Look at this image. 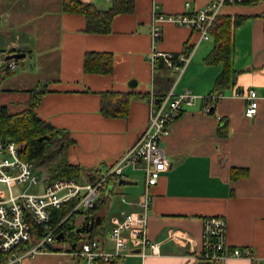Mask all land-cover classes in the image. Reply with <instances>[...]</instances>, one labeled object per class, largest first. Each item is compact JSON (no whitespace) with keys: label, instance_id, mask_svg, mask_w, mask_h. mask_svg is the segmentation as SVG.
<instances>
[{"label":"crops","instance_id":"0c3cea01","mask_svg":"<svg viewBox=\"0 0 264 264\" xmlns=\"http://www.w3.org/2000/svg\"><path fill=\"white\" fill-rule=\"evenodd\" d=\"M81 1H91L99 8L111 4V0ZM209 1L134 0L131 11L112 18L108 32L94 33L85 31L81 14L62 9V0H0V27L7 22L11 28L0 49V73L15 69L18 58L31 60L29 68H34L38 44L44 54L49 47L47 64L55 61L57 68L56 75L33 85L16 75L18 80L11 78L10 87H1L0 76V99L12 97L11 104L23 105L29 97L26 89L45 84L47 90L36 110L42 118L69 131L73 143L66 157L85 169L82 182L93 180L136 141L148 120L149 99L133 94L153 92L155 86V72L146 59L151 46L152 10L190 12ZM220 14L247 17L233 32V71L228 85L217 91L213 84L222 64L204 61L213 47L212 36L198 40L196 29L170 22L161 25L157 42L160 50L173 54L191 52L182 73L177 76L172 72L173 91L187 89L200 96L220 92L222 97L207 113L201 111L205 100L197 99L168 123V133L160 138L169 163L152 186L146 228L149 241L157 243V252H151L148 245L143 247L139 238H131L130 252L112 264H252L242 256L201 261L202 217L206 215L224 217L227 247L249 248L264 256V0L225 5ZM49 23L56 24L57 30L52 46H46ZM39 25L40 32L35 29ZM87 51L110 52L112 70L106 74L85 72L83 59ZM13 52H24V56L13 57L16 65L9 69L6 56ZM248 89L257 95L256 113L251 117L244 113ZM104 90L132 94L124 116L101 112ZM236 169L241 174L232 177ZM125 171V178L106 184L101 190L106 205L99 212L100 217H94L92 227L101 233L97 238L106 249L112 247L108 231L113 218L142 212L143 171ZM121 194L127 201L120 198ZM83 221L81 217V224ZM54 245L55 250L26 257L22 264H82L67 250L59 249H69L65 242ZM140 250L145 251L144 257Z\"/></svg>","mask_w":264,"mask_h":264},{"label":"built area","instance_id":"2783aa9c","mask_svg":"<svg viewBox=\"0 0 264 264\" xmlns=\"http://www.w3.org/2000/svg\"><path fill=\"white\" fill-rule=\"evenodd\" d=\"M258 0H210L204 6L190 12L166 13L152 10L150 17V51L146 59L151 71L155 70L158 59L178 76L190 60L191 52L173 54L157 47L161 36V25L170 22L198 31V40L210 38V27L221 9L229 4L255 3ZM189 2H185L187 7ZM16 60H7V68L13 69ZM222 93L214 92L203 96L190 90L175 93L172 86L163 96L154 97L149 92L148 120L136 141L110 164L97 178L82 182L75 177H55L44 179L40 192L14 191L13 185L22 182L38 183V174L33 163L19 156L18 145L13 140L3 141L0 137V264H22L26 257H32L41 252L55 250V243L64 240L70 230L66 217L71 212H80L91 208L94 200L106 184L115 183L126 177V169H142L144 175L143 200L140 202L142 212L126 213L123 218H113L108 231L111 249L104 248L96 238H87L74 247L64 249L71 256L82 260V264H112L122 260L130 252L129 239L139 238L142 246L148 245L151 252H157V243L150 242L146 236L147 210L151 200L152 186L160 174L168 167V159L160 146V138L168 133V123L178 116L185 108L191 107L196 100L202 98L205 103L201 107L204 113L210 112ZM245 97L247 105L244 113L253 116L257 109V95L253 89H248ZM120 198L127 201L121 194ZM65 201H73L69 213L59 222L50 224V210ZM31 221L42 226L36 235L32 230ZM62 232L63 237L57 239L56 234ZM64 242H62L63 244ZM57 248V247H56ZM139 254L144 257L145 251ZM224 256H242L252 264H264V256L253 253L249 248L227 247L226 221L218 215L202 217L201 230V261L216 262Z\"/></svg>","mask_w":264,"mask_h":264},{"label":"trees","instance_id":"16d2710c","mask_svg":"<svg viewBox=\"0 0 264 264\" xmlns=\"http://www.w3.org/2000/svg\"><path fill=\"white\" fill-rule=\"evenodd\" d=\"M134 0H111L107 8H99L93 2L81 0H62V9L67 12L81 14L85 19V31L94 33H106L110 30L112 18L121 13L133 9ZM247 15L220 14L210 27V35L213 38V47L204 57L206 63H221L222 68L214 79L213 89L217 91L228 85L230 73L233 71L231 58L233 52V32L235 27L241 24ZM113 59L110 52L87 51L83 59V70L89 73L106 74L112 70ZM153 88L154 97H161L173 81L172 70L167 67L162 59L157 60L154 70ZM46 85L26 89L29 97L24 106L18 110H11L9 105L0 103V137L3 141L13 140L18 145L19 156L33 163L34 169L43 179L55 177L81 176L83 168L69 162L66 157L68 147L73 139L66 128L57 127L48 120L42 118L38 112L41 95L46 91ZM149 93L137 92L138 97L149 99ZM132 94L112 90L101 91V112L107 116H124L127 111V103ZM240 170L232 172V177L240 175ZM101 193V192H100ZM73 201H65L58 207H50V224L53 225L65 217L73 207ZM106 205V200L99 194L94 200L93 206L80 212H71L67 215V227L70 234L68 247L76 241L75 222L76 214L82 215L84 221L94 217H100V211ZM83 221V222H84ZM32 230L36 233L42 229L40 224L31 221ZM87 238H95L97 230L92 227L86 232ZM65 238V239H66Z\"/></svg>","mask_w":264,"mask_h":264},{"label":"rangeland","instance_id":"374dc122","mask_svg":"<svg viewBox=\"0 0 264 264\" xmlns=\"http://www.w3.org/2000/svg\"><path fill=\"white\" fill-rule=\"evenodd\" d=\"M106 3H102V5L106 6L107 5ZM31 25H37V24L33 23ZM9 26H10L9 23H7V22L1 23V27H0V49H2L4 47L5 33H8L9 32L8 30L11 29V28H9ZM41 27L42 26L39 25L38 28L36 27L35 29H37L38 32H40ZM48 30H49V39H48V43L46 44V46H50V45L52 46L56 40V33H57L56 24L49 23ZM43 31L45 32V26L43 28ZM12 32L13 31H11V33ZM47 48L49 51L48 50H46V52L44 51L45 52V54H44V53H42V51L40 49V45L38 44L36 46L38 55H36L34 57L35 61L32 62L35 64L34 68H32V69L29 68V62L31 60L25 62L21 58H18V64H17V67L15 69L10 70V71L4 70L5 71L4 73L1 72L0 73V76L2 77L1 78V87H6V88L10 87V84L12 82L11 78L12 79L15 78V80H18V78H16V75H19V76L22 75L23 79H25L26 81L29 80V85H33L38 80L43 82L44 80L49 79L50 77L56 75L57 68H56L55 61H53L52 63L48 62V64H47V61H46V55L47 54L46 53L48 51L49 52L48 54H51L49 47H47ZM38 60H40V61H38ZM16 97H18V96H16ZM9 99H12V97H6L4 100L2 98V99H0V103H7L11 110H18L25 105V104L19 105L18 103L11 104V102H9L10 101ZM37 174H38V183L28 184V182H22L20 184L13 185V190L16 192H18V191L34 192V193L40 192L42 186L44 185V182H43L44 179H43V176L40 175L38 172H37ZM85 178H86L85 169H83L81 176L79 177V180H85ZM81 217H82V215H80V214L75 215V217H74L75 227L80 226ZM104 225H106V224L104 223ZM75 234L77 237L76 241L78 244H80L81 241L87 239V236L85 235L86 232H76L75 231ZM97 235L98 236L101 235V233L98 232V230H97ZM95 238L98 240L97 236ZM58 242H65L66 246H68L67 244H69V239L66 238L64 240H58ZM58 242H56V243H58Z\"/></svg>","mask_w":264,"mask_h":264},{"label":"water","instance_id":"95a60500","mask_svg":"<svg viewBox=\"0 0 264 264\" xmlns=\"http://www.w3.org/2000/svg\"><path fill=\"white\" fill-rule=\"evenodd\" d=\"M20 56H24V52H13V53H10L6 56L7 59H10V58H13V57H20ZM130 85H135V83L133 84H130ZM212 109V107H211ZM89 180H92L91 178H89ZM93 223H94V218L92 219H88L86 221H84L81 226L75 228V231L76 232H88L92 226H93ZM63 237V234L62 232H59L58 234H56V238L59 239V238H62ZM75 245V242L71 245V247H74Z\"/></svg>","mask_w":264,"mask_h":264}]
</instances>
